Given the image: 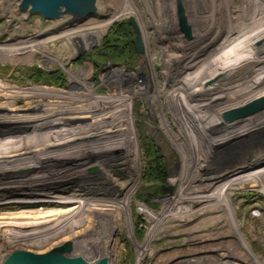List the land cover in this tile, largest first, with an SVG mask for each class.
Returning <instances> with one entry per match:
<instances>
[{"label": "rangeland", "instance_id": "obj_1", "mask_svg": "<svg viewBox=\"0 0 264 264\" xmlns=\"http://www.w3.org/2000/svg\"><path fill=\"white\" fill-rule=\"evenodd\" d=\"M21 1L0 0V47H30L13 55L0 52V87L6 90V96L15 98H6L2 93L0 102L14 103L15 109H31L37 104L45 108L33 121L13 109L0 110V152L15 145L16 152L10 150L6 155L15 152L17 156L1 164L0 178L25 169L37 170L45 163L53 167L57 156L72 157V147H54L61 141L70 140L75 148L81 145L78 149L86 154L83 159L97 157L109 146L110 135L115 137L114 132L119 130L116 126L121 124L128 129L126 122L131 116L139 168L131 162L104 167L124 159L120 153L110 156L109 162L84 166L60 184L58 195L68 200H73L79 191L84 195L79 193L77 198L95 191H115L111 197L118 200L131 192L129 213L121 207L109 209L117 226L111 234L107 232L105 241L76 248L75 242L63 241L70 239L65 233L63 240L20 242L26 247L18 252L32 255L23 254L14 264H53L49 260L34 263V256L66 257L72 264H97L101 259H106L107 264H264V115L255 124H250L252 115L232 121L222 117L227 110L264 97L257 95L264 91V85L246 83L245 90L230 92L232 96L219 92L229 81H254L261 76L264 0H165L168 5L163 10L162 0H132L148 26L152 63L146 60L145 47L144 51L136 48L140 26L137 31L133 28L134 33L128 37L118 31V24L124 26L132 17L137 21L132 14L114 20L99 42L84 45L82 51L75 47L83 42L81 32L102 27L122 10L125 0H97L96 15L81 21L70 15L45 20L39 14L22 11ZM179 7L190 28L188 37L178 27ZM164 19L170 24L167 31L156 25ZM129 40L135 47L133 52ZM55 73L62 78L58 83L53 79ZM152 80L158 83V95ZM196 80L206 81L195 89ZM190 88L194 90L190 92ZM64 91L66 94L60 93ZM33 92L34 97L26 96ZM190 99L203 101V106L191 105ZM124 100L127 105L96 129L99 135L95 142L90 137L84 146L83 138L68 137L70 130L85 134L94 123L90 115L99 112L101 104L112 107ZM71 114L84 116L87 124L69 118ZM185 133L190 134L181 146L189 151L197 148L209 159L205 163L204 158L191 156L182 170V155L169 138ZM48 148L52 149L42 152ZM66 166L60 163L54 174L65 172ZM182 173L186 180L173 213L180 217L167 218L163 209L175 198L180 182L173 181ZM224 178L231 187L226 193H222L218 182ZM109 183L118 186L102 189ZM119 183L127 187L118 192ZM18 193L11 191L2 198ZM224 198L231 209L225 206ZM75 206L74 202L64 201L26 205L5 202L0 205V217L30 213L31 217H43L39 219L42 221L45 216L64 213ZM228 216L235 218V228L230 227ZM89 219L98 217L86 213L81 223L65 225H97V220ZM59 228L53 231H60ZM61 229L65 231L66 227ZM79 233H90L91 239L100 235L94 229L86 232L82 228ZM20 243L2 241L0 257L14 253Z\"/></svg>", "mask_w": 264, "mask_h": 264}, {"label": "bare ground", "instance_id": "obj_2", "mask_svg": "<svg viewBox=\"0 0 264 264\" xmlns=\"http://www.w3.org/2000/svg\"><path fill=\"white\" fill-rule=\"evenodd\" d=\"M254 1H255V3H259L257 1H260V0H257V1L254 0ZM215 2L216 1H213V4ZM165 5H168V4L165 2V0L164 1L162 0V4H161L162 10H163V8H165ZM257 9H259V8H257ZM127 14H132L137 18L139 25H138L136 19L132 17L135 20V22L137 23L138 27L140 26L139 35H140L141 40L143 38V40H142L143 51H144V47H145L146 60L148 63H152V61H153V59L151 58L152 52H151V49L149 46L150 43L148 41V36H149L148 26H146V24L143 21L142 12L139 11V8L134 4V1H132V0H125L124 1V7L122 8V10L119 13L115 14L105 24H103L102 27L95 28L92 30H88L87 32H81L79 35L82 37L83 42L81 44L76 45L75 46L76 49L78 51H82V48L84 47V45H86V44L92 45L96 42H99L101 40L102 36L108 30L109 26L112 24V22L116 19L124 17ZM212 15H214V14H212ZM156 25L159 28H162L164 31H167L168 26H170V24L167 22L166 19L163 20L162 24L160 22H158V24H156ZM99 26H101V25H99ZM158 38L162 39L161 36H159ZM26 48L28 49L30 47H22L18 50L23 51ZM12 49L13 48L7 49L4 47H0V52H2V51L7 52L6 54H9V55H13V54H16L19 52L15 48H14L15 50H12ZM9 50H11V51L8 52ZM253 71L255 72L256 70H253ZM259 72L261 74L260 73H258V74H260L261 76L257 77L256 80H254V81L248 80V81H243V82L239 81V80H236V81L233 80V82L229 81L228 85L223 84V86H222L223 88L221 87V90L219 92L220 93L221 92H223V93L232 92V94H233V92L234 93L235 92L240 93L243 90H245L246 87H243V86L246 83L248 85H251V84L254 85L255 84V85H257V87L260 85H264V75H263L264 74V66H260ZM251 74L253 75V73H251ZM248 78H250V77H248ZM152 81H153V84L155 87L156 95H158L159 91H160L159 88L157 87L158 83L156 82V80H152ZM197 81L198 80H196V82ZM205 81L206 80H199L198 83H195L196 84L195 89L199 88L201 85H203L204 84L203 82H205ZM194 82H195V80H194ZM193 90L194 89L190 88V92H192ZM193 94H194V92H193ZM232 94L230 93L229 95L228 94L227 95L232 96ZM257 95L258 96H264V91H262L261 93H258ZM226 96H225V98H226ZM222 97H224V96H222ZM151 98H153V97H151ZM258 98H260V97H258ZM209 99L212 100V98H209ZM214 100H216V99H214ZM184 101H186V100H184ZM189 102L191 103V105L197 103L201 106L203 101H198V100L195 101L194 99H190ZM245 102H247V101H245ZM127 103H128V101L124 100L121 103L117 104L116 106H112V107H108V106L101 104L100 111L90 115V118L93 119L94 123H91L88 126V130L85 132V134L82 132L81 133L72 132L70 130V131H68V134H69L68 137L78 136L79 139L83 138L82 144L84 146H86L85 143L90 137L92 138L91 141L94 140V142H95L98 139V135H99V133H98V131H96V129L101 128L111 117L114 116V114L119 109H121L123 106H126ZM230 104L226 105L225 107L229 106ZM202 106H203V104H202ZM226 109H229V108H226ZM261 114L264 115V107H262L256 111H254L253 113L247 115V116L252 115V116H250V117H252L250 124H255V123L259 122L258 118ZM97 116H100V118L96 119ZM129 116H130V113H129ZM69 118L76 119L78 122H80L84 126L87 124L86 123L87 118H85L82 115H72L71 114V115H69ZM165 122L166 121L164 120L163 123H165ZM219 123L224 124L225 122L220 121ZM126 125H127L126 127H128V129L122 127L121 124L119 126H116L119 130L114 132V135H115L114 138L110 135V138L108 140L109 146H113V147L108 146L106 149L101 151L97 157H90L89 156L86 159H83V156H85L86 154L80 152L81 150L78 149V148H82L81 145L78 146L77 148H75L74 145H72L74 143L68 142L70 140L61 141V142L55 143L54 147H58L61 149L63 148L62 150H67V149L69 150L72 147L71 148V150H73L72 151L73 152L72 157L70 156L69 158L65 159L63 157L64 155L63 156L62 155L57 156L58 158L55 159L56 163L53 164V167H50V165L45 163V166L38 167L37 170L36 169H25L16 175H10L7 177L0 178V198H1L0 199V205L2 203H5V202H8V203L13 202V203H20L21 205H26V204H45V203H50V202L56 203L58 201H64L67 203L74 202V204L76 205L73 208V210L66 211L64 213H57V214H53L51 216H47V217H51V218H47L45 216L44 219L46 218V220H42V221H39V219H42L43 217H31V215H29L30 213L29 214L24 213L23 215L22 214L21 215L16 214V215H10L8 217H0V243L2 241H6V242L7 241H14L18 244L20 242H34V241L41 242V241H44L45 239H60L61 240V238L63 240V239H65V237H63L62 235H64L65 233L69 234V236L67 238L68 239L70 238V239L69 240H63V241L68 242V243L69 242H72V243L75 242V244L77 246L76 248H78L80 245L85 246V247H89V245L93 241H95L96 244L98 242L105 241L106 240L105 238L107 237L108 233L111 234L110 232H114L113 231L114 226H117V221L113 217L110 216L109 209L113 206H114V208L121 207V208H125V211L129 213L128 202H129L130 197H131V192L127 193V195H125L122 199H119V200L116 199L115 197H111L112 193L115 191L109 192L108 190H106L105 192H99V191L94 192L93 191L94 193H91L90 195L86 194V197L77 198L78 196H80L79 193L82 194V192L79 191V192L74 194L75 197H73V200L61 198V197H59L58 194H59V189L61 186L60 184L66 180L73 178V176L77 175L84 168V166L95 165L98 162L99 163L109 162V161H111L109 157L113 156V155H117V154L121 153L124 156V159H122L121 161H118V162H111V163L105 164L104 167L105 166L109 167L110 165H112V166L126 165L127 163L131 162V163H134L137 166V168H139V166H138V164H139L138 146H137L138 142H137V135L135 133L136 131H135V128L133 126L134 121L132 119V116H131L129 122H126ZM163 125L165 128V124H163ZM165 129L168 130V126ZM189 134L185 133V135L179 136L180 138L174 136V137H176V139L173 136H171L169 138V140L172 142L173 146H175L176 150H178L182 155V170H184V168L186 167V163L188 161V158H190L191 156H194V157L198 158L199 160L204 158L206 160L205 163L207 162V158H208V156L205 152L199 151L197 148H195L194 151H189V150L185 149L183 146H181V142L183 140H185ZM191 138H195V137L192 136ZM197 139H199V138H197ZM63 144H66V145H63ZM135 144L137 146V149H135V147H134ZM114 147L117 148L115 151L109 150V149L114 148ZM85 148L87 149L88 147H85ZM179 148H183V151H182V149H179ZM51 149L52 148H48L47 150L42 149V152L45 153ZM62 153H63V151H62ZM47 157H45V159ZM47 161H45V162H47ZM60 163L63 165H67L65 167L66 168L65 172L63 171L59 174H54V172L57 170ZM183 173L181 174V176L178 180L173 181V183H175L177 181L180 182V187L177 191L175 198L168 204V206H166L163 209L164 213H166L168 216L167 218H169L171 216H175L176 218L180 217L178 213H177L178 217L176 215H174L173 213L175 212V210H177L179 198H180L181 194L183 193V188H184V184H185V180H186V177H184ZM218 182L220 183V188H221L222 193H226L227 190L229 188H231L230 185L227 183L225 178L221 179V180L218 179ZM106 186H108V187H106ZM117 186H118L117 183H109L108 185L107 184L102 185V189L108 188L110 190V189L117 187ZM126 187H127L126 184H120L119 183V187L116 191H118V192L122 191ZM57 188H58V190H57ZM100 188H101V186L99 187V189ZM17 190L20 192V194L18 193L17 195L14 194L11 196L7 195L6 197L2 198V196L4 194H9L11 191H17ZM82 195H84V194H82ZM226 199L227 198H224V202H226L225 206H229V209H231L230 208L231 204H228ZM86 213H94L97 215L98 219H89V221H93V222H95V220H97L95 222V223H97V225L83 223L82 228L86 232L93 231V229L96 230L97 232H100V235H98L99 237H97V238L91 239L89 237V236H91L90 233L89 234L83 233L84 235L83 234L80 235L79 231L82 228L71 226V225L77 224L78 222L81 223L83 221L82 219H83L84 215H86ZM228 214H230V213H228ZM228 219H229V216H228ZM229 220H230V227L235 228L236 222L234 223V221L231 218ZM126 222H127L126 225H127L129 232H130V228H131L130 217H128V220H126ZM65 224H68V225L71 224V225L67 227ZM58 226H60L61 228L66 227L65 231H64V229H61V228H59L60 231H55V230L53 231V229H56ZM67 228H70V229H67ZM77 237H81V238L80 239H74ZM25 247H26V245H24V244L22 245L21 243L18 245L19 249L20 248L25 249ZM91 249H93V248H90L89 250H91ZM20 250L22 251V249H20ZM1 251H3V250H1ZM245 259L248 260V258H245ZM3 260H4V258H0V264Z\"/></svg>", "mask_w": 264, "mask_h": 264}, {"label": "water", "instance_id": "obj_3", "mask_svg": "<svg viewBox=\"0 0 264 264\" xmlns=\"http://www.w3.org/2000/svg\"><path fill=\"white\" fill-rule=\"evenodd\" d=\"M20 9L22 11H27L30 14H39L45 20L49 21L60 19L62 16L65 15H70L74 20L81 21L89 17L95 16L98 11L97 0H22L20 4ZM182 15L183 11L181 7H179V11L177 12L178 27L179 30L188 37L190 36V28L186 25V22ZM130 23L133 28L137 31L138 25L133 18H130ZM136 39L137 50H142L143 43L139 34H137ZM262 107H264V97L254 100L240 108L227 111L223 113L222 117L226 121H232L247 116ZM14 250V253H11L10 255L4 257V260L1 262V264H14V260L24 254H20L18 252L20 249L17 246L14 248ZM25 255L32 254L25 253L24 256ZM34 258V263H41L45 262V260H49L53 264H72V260L66 257L46 256L37 258L36 256H34ZM78 264H83V262L78 261ZM97 264H107V260L101 259Z\"/></svg>", "mask_w": 264, "mask_h": 264}, {"label": "trees", "instance_id": "obj_4", "mask_svg": "<svg viewBox=\"0 0 264 264\" xmlns=\"http://www.w3.org/2000/svg\"><path fill=\"white\" fill-rule=\"evenodd\" d=\"M117 27L119 28L118 31H119L121 34H123V35H125V36H127V37L129 36V33H134V31H132L133 27H132V25H131L130 22L125 23L124 26H123L122 24H118ZM128 44H129V46H130V50H131L132 52L135 51V47H134L133 43L131 42V40H129ZM130 53H131V52H130ZM53 79L55 80V83H58V80H59V79H62V78H60V76H59L57 73H55ZM2 93H3V95H5V96H6V94H7L6 90L4 91V90L2 89V87H0V95H1ZM60 93H62V94H66L65 91H64V92H60ZM26 96H27V97H34V92H33V93H30V94L27 93ZM6 98H10V99H12V100L15 101V98L8 97V96H6ZM16 106H17L16 104L11 103V102H8V103H2V102H0V110H9V111H10V110L13 109L12 111L21 114V115L24 116V118H25L26 120H28V121H33L34 118H35L36 116L39 115L40 110H42V109L45 108L44 106H42V105H38V104H37L36 106H34L33 108H31V109H26V108H25V109H24V108H16V109H15ZM10 150L16 152V147H15V145H12L10 148L5 149V151H3V152L1 151V152H0V166H1V164H3L5 161H7V160H9V159H11V158H12V159L17 158L15 152L12 153V156H11V154L6 155ZM5 155H6V156H5Z\"/></svg>", "mask_w": 264, "mask_h": 264}]
</instances>
